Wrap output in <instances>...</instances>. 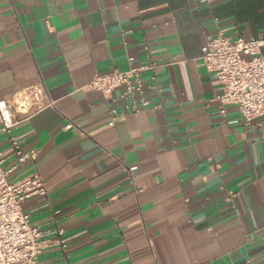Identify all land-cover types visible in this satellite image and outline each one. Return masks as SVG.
Segmentation results:
<instances>
[{"label": "crops", "instance_id": "obj_1", "mask_svg": "<svg viewBox=\"0 0 264 264\" xmlns=\"http://www.w3.org/2000/svg\"><path fill=\"white\" fill-rule=\"evenodd\" d=\"M263 12L264 0H0V100L42 84L53 101L13 132L35 162L17 165L0 133L7 180L36 172L47 187L22 205L50 243L37 264H264V119L220 115L200 61L218 33L258 38ZM129 56L159 65L137 115L84 90Z\"/></svg>", "mask_w": 264, "mask_h": 264}, {"label": "built area", "instance_id": "obj_2", "mask_svg": "<svg viewBox=\"0 0 264 264\" xmlns=\"http://www.w3.org/2000/svg\"><path fill=\"white\" fill-rule=\"evenodd\" d=\"M263 49L264 24L258 38L230 39L218 33L201 48L200 61L218 85L219 92L213 101L220 115H225L228 106H235L246 126H263L257 123L258 119H264ZM134 61L129 56L126 70L95 75L84 90L100 93L132 115L148 109L159 65L151 61L135 65ZM146 73L149 83L143 77ZM52 106L53 101L42 84L0 100V133L6 135L8 151L15 156L17 165L35 162L38 155L34 151L24 152L13 132L24 120ZM110 114L114 119L117 110L111 108ZM7 174L0 159V264H37L38 256L50 243L43 239V231L30 224L22 205L30 197L46 196L47 187L36 172L14 182L7 180ZM57 233L61 236L63 231L59 229Z\"/></svg>", "mask_w": 264, "mask_h": 264}]
</instances>
